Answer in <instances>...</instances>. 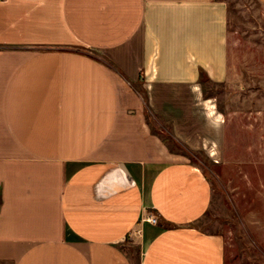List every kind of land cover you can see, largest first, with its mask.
Returning <instances> with one entry per match:
<instances>
[{
	"label": "crops",
	"instance_id": "crops-1",
	"mask_svg": "<svg viewBox=\"0 0 264 264\" xmlns=\"http://www.w3.org/2000/svg\"><path fill=\"white\" fill-rule=\"evenodd\" d=\"M227 30L224 0H0V263L224 264L181 150L218 149Z\"/></svg>",
	"mask_w": 264,
	"mask_h": 264
},
{
	"label": "rangeland",
	"instance_id": "rangeland-1",
	"mask_svg": "<svg viewBox=\"0 0 264 264\" xmlns=\"http://www.w3.org/2000/svg\"><path fill=\"white\" fill-rule=\"evenodd\" d=\"M226 1V79L200 81L203 100L219 118L218 149L181 153L210 184L211 206L197 225L222 238L224 264H264V3ZM153 127L161 137L170 131L163 120L154 119Z\"/></svg>",
	"mask_w": 264,
	"mask_h": 264
},
{
	"label": "trees",
	"instance_id": "trees-1",
	"mask_svg": "<svg viewBox=\"0 0 264 264\" xmlns=\"http://www.w3.org/2000/svg\"><path fill=\"white\" fill-rule=\"evenodd\" d=\"M224 1H226V0H224ZM228 11H229V7H228V2H227V15H228ZM203 78H205L207 81H211V80H209L207 75L204 72L201 71L200 74H199V83H200L201 79H203ZM167 139L168 138H166V137L162 138L163 142H165Z\"/></svg>",
	"mask_w": 264,
	"mask_h": 264
},
{
	"label": "built area",
	"instance_id": "built-area-1",
	"mask_svg": "<svg viewBox=\"0 0 264 264\" xmlns=\"http://www.w3.org/2000/svg\"><path fill=\"white\" fill-rule=\"evenodd\" d=\"M148 222L152 223V224H156L157 223V219L153 216H148L146 219Z\"/></svg>",
	"mask_w": 264,
	"mask_h": 264
}]
</instances>
